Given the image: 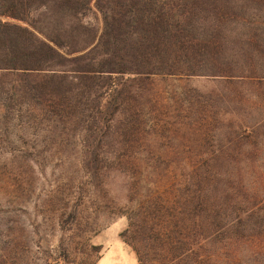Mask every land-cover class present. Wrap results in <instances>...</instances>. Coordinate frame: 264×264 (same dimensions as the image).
<instances>
[{"label": "trees", "instance_id": "16d2710c", "mask_svg": "<svg viewBox=\"0 0 264 264\" xmlns=\"http://www.w3.org/2000/svg\"><path fill=\"white\" fill-rule=\"evenodd\" d=\"M192 77L215 86L163 87ZM263 88L264 0H0V136L51 142L93 195L107 173H128L121 236L138 264L264 254ZM79 199L34 264L98 262L99 247L86 241V259L74 247L99 227ZM14 237L8 264L32 254Z\"/></svg>", "mask_w": 264, "mask_h": 264}, {"label": "rangeland", "instance_id": "374dc122", "mask_svg": "<svg viewBox=\"0 0 264 264\" xmlns=\"http://www.w3.org/2000/svg\"><path fill=\"white\" fill-rule=\"evenodd\" d=\"M167 84L187 85L204 92L215 86L213 79L203 77L180 82L169 79L163 87L166 88ZM259 94L264 97V88ZM261 118L258 116L257 121ZM262 131L264 135V129ZM24 141L25 144L16 143L14 137L0 136V264H8L12 256L7 251L12 236L21 248L29 245L32 253L28 260H24L22 253H15L14 259L18 257L13 262L15 264H26L29 260L34 264L36 258L41 257L37 245L44 250L57 248L62 237L65 238L59 228V215L63 207H71L79 198L86 207L85 215L99 225L95 233H85L83 240H77L79 244L74 247L79 258L86 259L90 252L87 241L99 247L100 259L96 264H138L135 251L121 236L128 227V220L119 213L132 206L129 201L132 177L128 173L111 171L103 177V185L99 182L100 187L93 191V195L90 178L72 164L67 153L56 149L51 142H41L30 136ZM262 150L259 159H255L253 172L264 185ZM169 185L170 182L166 181L157 192L165 194ZM255 247L242 245L234 250L240 259L239 264H264V254L255 259L254 252L258 251ZM227 255L230 257L233 253Z\"/></svg>", "mask_w": 264, "mask_h": 264}]
</instances>
